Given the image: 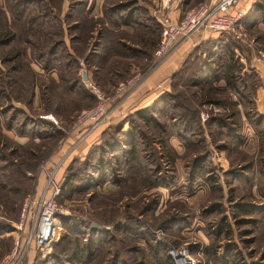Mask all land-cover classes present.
Masks as SVG:
<instances>
[{
    "label": "rangeland",
    "instance_id": "rangeland-1",
    "mask_svg": "<svg viewBox=\"0 0 264 264\" xmlns=\"http://www.w3.org/2000/svg\"><path fill=\"white\" fill-rule=\"evenodd\" d=\"M19 1H21V4H18ZM209 1L211 0H182L179 8L184 11L197 3ZM14 3L19 5L15 9L17 13L16 16H14L12 10ZM69 6L67 0H0V40H2L1 36L6 29L7 31L14 32L15 37L8 44L0 45V57L1 55L11 53L17 57L15 62L20 61L22 64L20 69L10 72L11 79L9 86L4 85L3 82L2 85H0L3 86L5 90V94L4 92L0 93V157L5 158V160H0V259L13 245L14 237L17 234L15 227L25 197L40 191L44 184L45 169L43 166L49 168L60 159L62 152H67L63 165L58 168L59 177L66 179V175L69 171L67 168L68 166L71 167L69 171V173H71L70 180L64 185V194L58 203L62 210L60 214L76 220H97L101 221L103 225H109L115 222L117 218H124V220L127 221V217L124 215L123 211L129 207V212L134 214L136 219L142 222L145 229H147V241L153 238L151 243L154 244L156 242L157 245H160L163 249L158 256L150 254V252L148 253V247L141 252H136V254L134 252H123V255L120 256L122 262L124 261V263L132 264L133 261L136 260L137 262L139 259H142V261L145 260L144 264H160L159 260L162 261L161 264H174L171 257L169 258L167 256L169 248L178 245H186L196 259L197 264H224L225 259L223 253H217L218 255H216L211 254V252L213 250L216 252V247L220 245L224 246V243L229 239L235 241V238L228 237L232 236L233 230H237L233 222L231 210L227 208L229 204L226 200L229 199V189H232L230 201H251L254 204H258L259 201L264 200V198L259 197L257 192L254 191L253 193L252 190L255 185H257V189L260 188L259 193H261L264 188V135L259 132L260 129H264V119L258 114L260 112L257 113L254 108L250 107L251 110L256 113L257 119L261 122L258 126L252 124L253 127L250 123H247L244 125L245 128L241 127L240 136L237 137V139L241 138V136H244V138L249 137L252 140V144L248 146H240L236 140L223 138V134L219 133V130L214 127L210 128V130L202 127L200 134L197 133L200 135L199 137L205 140L202 142L206 144L204 145L205 149H210L212 151V156L213 153L216 152L215 156L220 159V165L223 167L228 165V168L236 169L245 166V170H248L250 174L248 176V181L240 180V176L233 181L234 174H222L221 171H219V175L222 176L223 180H226V182L228 181V184H222L223 191L219 190V188L211 189L209 186L211 191L208 190L207 194L204 196L205 198L201 196L203 198H201L199 205L195 204L196 202L193 201L185 203L182 199H173L171 200V204L176 207L174 210L170 207L169 202H167L165 207H163V205L158 207L157 204L152 210L145 211L146 207H152V200L156 199L155 195H158V191L151 190L152 187L145 185V182L141 180L122 183L118 186L119 188L117 190L109 191L106 194L99 193V187H97L96 190H84L86 186L84 184V179H86L85 170L88 169L90 164L94 163L98 157V151L95 150V145L97 144L95 142H97V140H95L82 155L79 153L82 146L81 149H79L78 147L80 146H78L74 151L76 143L73 140L76 136L74 131L77 127L76 120L82 110L93 107L98 101L93 89L87 86L83 79V74L86 72L87 65L82 60L80 61L81 65L77 63H71L70 65L64 64L63 62L65 59L61 57L63 53L62 48L58 50L57 56L52 58L51 61L46 57L42 59V63L45 61L44 64L51 67L49 70H44L42 65L34 57L39 51L47 50L52 43L51 39H59L61 31L63 32L62 38L65 43L69 44L67 24L73 25L75 23V25H78V30H76V28L74 29L75 31H70V34H74L73 36L76 37L74 42L76 48L79 47L83 49V45L87 41L91 44L95 43L98 32L95 33L92 31L90 33L92 26L89 27L93 19L84 16L80 12L81 10L78 6L72 7L73 10H71V13L73 17L71 19L64 18L63 15L70 11ZM7 8L10 10L9 13L13 15L10 16L11 21L9 25L6 24L7 20L4 18V13H2L3 9L7 10ZM37 23H39V28L34 32L33 29L36 28ZM150 25L154 31L150 34V39L146 40L148 43L145 45H142L137 40L139 39L136 35L137 33L134 32V34H132L121 30L122 33L121 31L117 30L116 32L115 30V33L123 34L126 38L134 42L133 44H137L140 48L144 49V51L140 50L142 53H139L137 56L125 57L121 55L123 58H112V53L105 52L103 48L100 49L101 54L106 57L95 59L94 62H96V64H94V66L98 67L96 71L101 86L97 85L93 79L89 81L95 84L102 94L110 97L107 102V107L110 108L119 98L126 95L135 87L125 90V92H117L116 87L121 81L130 77L136 71L149 74L151 71L159 68V66L154 68L152 64L153 52L160 38L159 34L157 36L159 31L156 24L150 22ZM42 26L49 31V38L41 33L40 28H42ZM81 27L82 30H80ZM57 31H60L59 34ZM54 32H56V34ZM87 34L88 38L86 39ZM220 36H224L227 41L229 39V41L232 42L230 45L233 47V50L231 48L233 57H238L239 59L241 55L244 57L247 55L252 57L255 51L259 49L253 45V43L248 47L238 39L231 38L228 35H221V33L217 32L199 31L194 33L188 38L190 39V48L185 53L177 68L169 75L171 82L172 74H177L175 76L177 86L174 88V91L177 93L172 102L182 106L181 113L190 116L194 113L192 107L196 100L189 94V91L185 90H199V87L196 88L191 85V74L198 65V62L193 64L192 59L196 58L197 60L198 57L203 58V56H205L204 43ZM248 37L251 39L249 34ZM112 38L113 35L110 33L107 39ZM227 54L230 55V53ZM118 59L120 60L116 63ZM130 62L135 64L134 67L130 66ZM11 65L12 64H1L0 61V68L4 71ZM58 65L60 66V70L57 67ZM115 65H118L119 74L121 76L125 74L124 69L128 65L129 71L127 75L122 78L108 75L107 71L112 69ZM237 66L239 67L240 65ZM148 68H150V72L146 71ZM62 76L66 77L67 80H71L72 77L79 78L80 84L74 91L69 92L68 88H66L68 83L64 84V82L61 81ZM32 78H34V84L32 86L33 94L29 97L27 91L20 88V83L23 82L22 88L27 90V81H30ZM4 79L6 82V78ZM185 87L187 88L184 89ZM207 88L208 86L204 89ZM20 94L21 97L17 96ZM209 94L217 99H221L225 108H228L230 111L234 109V106L230 103L229 90H226L224 86L220 87L218 90L215 89V91ZM16 96L18 98H15ZM197 98H199V94ZM29 99L31 101L28 102ZM9 105H13V108H10L11 106ZM14 108L22 109L24 114L13 112L12 109ZM169 109L170 105H167L166 109L163 110L167 111L155 114L154 118L165 126L167 132H172L174 129L172 126L170 127V125H168L166 115H171L175 110ZM207 109L208 108H205L204 110L208 111ZM10 114L16 116L11 124L8 122ZM46 115H51L54 120L48 118ZM25 116L30 118L33 124L31 122H26L21 127V123ZM107 119L108 115L103 122L107 121ZM88 122V120L84 121L86 127H89ZM32 126L33 128H31ZM182 127L183 125L180 126V128ZM185 129L187 130V134H185L183 141L178 139L183 147L181 153L177 155L173 148L175 152L170 150L171 154L174 157L176 156L175 158L178 157V167L182 169L183 172L184 170L188 171L186 165L192 160L190 157L192 151L185 148L184 145L187 144V141L195 139L193 138L194 135L190 134L188 131L194 130L198 132L196 128L185 127ZM226 129L224 131H226ZM142 133L145 134L146 141H148V136L151 138L158 135L151 126L143 128ZM215 144H224L225 150L216 151L214 148ZM148 146L149 145H147L146 148H148ZM140 147L143 146L141 145ZM137 153L139 155L138 157H140L142 153L140 148ZM106 158L108 161L112 160L110 156H106ZM64 164L66 166H64ZM215 172L218 174L216 168ZM237 172H239V170ZM169 175L175 177V171H170ZM211 200L219 202L224 201L221 209L209 214L203 213L204 207L207 206V203ZM175 210H177L179 214L186 213L187 215H184L185 218L179 221L177 226L169 227L167 230L163 228L162 230L160 227L156 226L161 216L163 217L167 211L171 214L175 213ZM222 215L227 216L223 222V226L220 223V216ZM246 215L252 218L263 217L261 214L254 211ZM71 218L68 223L77 227L78 222L71 220ZM57 221L60 230L52 243L58 242L57 247H62L63 244L59 242H61L63 237H68V235H70L72 241L77 238L81 244L83 240L77 235L79 231L75 233V231L71 232L69 229L63 228L60 223V217H57ZM212 223H214L215 226L220 223L219 225L222 226L221 230H218V228L216 229V227L213 228V226H211ZM226 228H232V230L226 232ZM158 229L162 230L163 234L158 235L155 233ZM239 229H249L251 233L249 236L252 237L251 239H253V241L250 242V245L243 248L242 251L245 255L242 253L239 254L238 263L248 264L249 261H255V263L258 264H264V222L260 221L258 224L248 222L240 225ZM149 232L151 234H149ZM238 238L239 236L237 235L236 239L238 240ZM144 240H146V237L144 233H142L140 236L129 237L123 235L121 241L124 247H136L143 245L142 243ZM118 245L119 244H116V247H118ZM201 245H203L202 252L199 250ZM53 246L51 245L50 253L54 250ZM106 247H109L108 249L110 251L113 250V244L110 245L109 242H105L98 252V258L101 257L102 259L99 262L106 260L108 256L107 252L104 250ZM32 251L35 253L34 260L32 259L33 253H30ZM141 255L144 256L142 257ZM46 257H42L40 252L33 248L30 249L23 260L24 262L22 261L21 264H33L35 259H43ZM31 259L33 261H31Z\"/></svg>",
    "mask_w": 264,
    "mask_h": 264
},
{
    "label": "trees",
    "instance_id": "trees-1",
    "mask_svg": "<svg viewBox=\"0 0 264 264\" xmlns=\"http://www.w3.org/2000/svg\"><path fill=\"white\" fill-rule=\"evenodd\" d=\"M135 2V0H119V2L117 1L111 6H105L103 10V16L97 21L92 20V24H89V27L92 26L90 33L96 28L97 24H101V27L97 29L98 35L96 36V39L94 38L96 41L94 44L88 43L89 41H87L83 45L84 50L82 48H76L74 46L76 37L73 36L74 34H70V31H75L74 29L76 28V30H78V25H75L74 23L73 25L67 24L70 46H67L64 39L62 38L63 32L61 31V34H59L60 31H57V33L59 34V39H51L52 43L47 48V50L39 51V53L34 55V57L42 65V68L44 70H49V68L51 67L45 65V61L44 63H42V59L46 57L51 61L52 58H55L57 56L58 50L62 48L63 53L61 57L65 59V61L63 62L64 64L66 63L70 65L71 63H77L81 65L80 61L82 60L84 63H86L87 69L91 71V79H93L97 85L101 86L100 79L96 71L98 67L94 66V64H96V62H94L95 59L106 57L101 54V48H103V50H105V52L107 53H112V58H116L112 55H115L118 58H123L122 56L133 57L139 55V53H142L140 50L144 51V49L142 48H135L130 43L123 41L124 38H126L123 34L115 33L114 30L110 29L106 30V27H104L105 21L109 22L112 25L123 24L134 26L135 33H137L136 35L139 37V39L137 40L142 45L148 43L146 42V40L150 39V34H152L154 31L153 28H151L150 22L157 25L159 31V33H157V36L158 34L160 36L161 27L159 23L154 18L146 16L143 13L142 9L135 5ZM17 3H14L12 8L14 16L17 15L15 9L19 6L18 4H21V1H19L18 4ZM78 4L79 3H77V5ZM7 11L8 13L10 12L8 8ZM2 13L5 14V11L3 10ZM9 15L13 16L12 13H9ZM37 28H39V23H37L36 28H34L33 31L35 32ZM42 28H40L41 33L49 38V31L44 29V26H42ZM80 30H82V27L80 28ZM54 33L56 34V32ZM110 33L113 35V38L107 39ZM1 38L2 40H0V45L8 44L13 40V38H15L14 32L7 31L6 29ZM87 38L88 34L86 36V39ZM120 38H122L123 40L120 41ZM230 43L232 42H230L229 39L228 41L224 40V38H222L221 36L206 41L204 43L205 56H203V58L198 57L197 60L196 58L192 59V63L194 64L198 62V65L194 72L191 74V85L196 88L199 87L200 90H185L189 91V94L196 100L194 106L192 107V110L194 112L192 116L181 113L182 106L178 103L172 102V100L175 99L174 97L177 93L174 91V88H176L177 86V81H175V76L177 74L174 73L172 74V80L170 82L169 89L162 91V93L151 104L127 113L121 120L107 126L102 131V133L100 134L99 142L95 145V150L98 151V157L94 161V163L90 164L88 169L85 170L86 179H84V184L86 186L84 187V190H96L97 187L105 182L120 185L122 183H128V181L134 182L136 180L144 181L145 185H148L152 188L155 186L168 185L170 183V179L174 178L171 177L174 174L169 175V172L175 171L173 164L176 157H174L170 152V150L173 149L168 143V138L170 136H176L179 140L183 141L185 134H187V130L185 129V127L196 128L198 130V132L194 130L188 131L190 134L194 135L193 138L195 139L187 141V147L186 145H184L185 148H188L192 151L190 156L192 160L186 165V168L188 169L187 184L190 186L198 178L206 176V180L211 185V187L213 186L214 189L220 188V184L218 182L219 176L215 172V166L211 164V150L205 149L204 145L206 144L202 143L205 140L199 137V134L202 131V127L208 128L209 130L212 127L217 128L219 130V133L223 134L222 137L227 139L233 140L234 137L240 136L239 125L235 121L231 120L236 116V104L241 105L242 111L251 126L252 124L258 126V124L261 122L257 119L256 113H254L250 108H254L252 101V85L257 81V78L254 76L253 72L243 73L244 64L238 57H233V52H231V48L233 50V47L230 45ZM69 49L71 51H69ZM227 53H230V55H228ZM16 58V55H12L11 53L1 55V64L12 65L7 67L6 71L0 68V85H2L3 82L4 85L9 86L11 79L10 72H14L22 67L20 61L15 62ZM119 60L120 59H118L116 63H118ZM237 65L240 66L238 67ZM57 67L60 70V66L58 65ZM118 69V65L113 66L112 69L107 71L108 75L122 78L123 76L127 75L129 71L127 65V67L124 69L125 74L121 76ZM4 78H6V82L4 81ZM219 78H223L225 80V89L229 90L236 96V100L234 102L230 100V103H232V105L234 106V109L232 111H230L228 108H225L221 99H217L209 94L210 92L215 91V89H220V87L213 84ZM61 81L64 82V84L68 83L66 88H68L69 92L74 91V89L80 84L79 78L77 79L75 77H72L71 80H67L66 77L62 76ZM23 84V82L20 83V88L24 91H27L28 96L31 97L33 94L32 86L34 84V78H32L30 81H27V90L22 88ZM206 86H208V88L204 89ZM186 88L187 87H185L184 89ZM2 92H4L5 94L4 87L0 86V93ZM198 94L199 98H197ZM17 96L21 97V94ZM17 96L15 98H18ZM29 101L31 100L29 99L28 102ZM167 105H170V109L175 110L171 113V115H166L168 125H170V127L172 126L174 129L172 132H167L165 126L162 123L160 124V122H158L157 119L154 118L155 114L166 112L167 110H163L166 109ZM213 105L221 106L226 110L225 112L214 113L211 109ZM9 106H11L10 108H13V105ZM208 106H210V108L207 109L209 110L207 111V117L203 122H201L200 112ZM12 111L19 114H24V111L22 109L14 108L12 109ZM14 118H16L15 115H9V124L12 123ZM228 118H230V120ZM26 122H31L33 124V121L25 116L24 120L21 123V127ZM124 124H127V128L125 130H123ZM181 125H183L182 128H180ZM149 126L154 128L158 135L151 138H149L148 136V141H146V136L142 133V129L148 128ZM31 128H33V126ZM225 129L226 131H224ZM259 132L260 134L262 133V135H264V129H260ZM241 140L242 138H239L236 141L238 142ZM141 145L143 147H140ZM147 145H149L148 148H146ZM139 148L142 151L140 157H138L139 155L137 153ZM214 148L216 151H222L225 150V145L215 144ZM106 156H110L112 160L108 161ZM0 160H5V158L0 157ZM67 169H69L70 171L71 167L68 166ZM69 171L66 175V179L64 178L62 180L63 182L61 184V190L59 195L57 196L58 203L62 199V196L64 194V185L68 182V180H70L71 173H69ZM225 183L228 184V181H225ZM231 191L232 189H229V201L231 199ZM155 197L156 199L152 200V207H146L145 211L152 210L155 205H157L158 195L156 194ZM172 206L173 209H176L173 204L170 205V207ZM221 207V203H219L218 201H213L204 209L203 213L209 214L213 211H219ZM249 207L251 208H248L246 205H244V203H240V201L229 204V209L231 210L232 218L238 231L240 230V225L245 222V219L242 218V215L249 214L253 210V207L251 205ZM126 209L123 212L127 217V221H125L123 225L115 226L112 229L104 228L101 221H88L83 219L76 220L71 217H65L60 213L57 214V217H60L61 219L60 223L62 227L69 229V231L71 232L75 231V233H78L79 231V234L77 235L80 236L83 241L80 244L77 238L72 241L70 235H68V237L65 236L62 238L61 242H59L63 244L62 247H57L58 242L52 243L51 245H54L53 252L46 258L35 259L33 264H130L124 263V261L122 262L120 260V256L123 255L122 253L134 252L136 254V252H141L143 249L139 246L124 247L122 245V239L118 240L113 232L116 233L118 231H121L126 236H140V234L144 233V236L147 240L148 231L147 229H145L142 222L136 219V216L134 214L129 212L130 208ZM174 212L175 213L171 214L167 211V213H165L163 217L161 216L159 218L156 226L163 229H168L175 224L176 220L182 219L181 215H179L176 210ZM70 218L71 220L78 222V228L68 223L70 221ZM225 219V216H222L220 218V223L222 226ZM92 224H95L99 227H93ZM219 224L215 226V224L212 223L211 226H213V228L216 227L217 229L219 227H222ZM149 234L151 233L149 232ZM151 240H153V238H151ZM151 240L148 239V241H146L148 253L150 252V254H155L158 256L159 253L161 254L163 249L160 245H157L156 242L152 244ZM105 242H109L110 245L113 244V250L110 251L108 249L109 247H106L104 250L107 252L108 256L106 260L99 262L102 259L101 257L98 258V252ZM116 244H119L118 247H116ZM211 254L216 253L213 250ZM167 256L170 258L169 254ZM144 263V260L142 261V259H139L137 262L136 260L133 261L132 264ZM159 263L161 264L162 261L159 260Z\"/></svg>",
    "mask_w": 264,
    "mask_h": 264
},
{
    "label": "crops",
    "instance_id": "crops-1",
    "mask_svg": "<svg viewBox=\"0 0 264 264\" xmlns=\"http://www.w3.org/2000/svg\"><path fill=\"white\" fill-rule=\"evenodd\" d=\"M67 1L69 2V5H70L69 6L70 11L63 15L64 18L71 19L73 17L72 13H71V10H73L72 7L74 8L75 6H78L79 9L81 10L80 12L84 16H86L88 18H92L93 20H96V21L103 16V10H104L105 6L108 7V6L113 5L117 1L119 2V0H67ZM135 1H136L135 5L137 7H140L146 16L152 17L155 20H156V17H158V15H161L166 10V8H163L159 4V0H135ZM181 2H182V0H180L178 5H176L174 8H171L167 11L169 13V15L171 17H173L174 19H177L183 13V11L180 10V8H179ZM77 3H79V4L77 5ZM71 5H72V7H71ZM237 6L239 8H241L244 12V18L242 20L241 25H242L245 33H246V38L248 39V41H250V40L252 41V42L250 41L251 45L253 43V45H255L257 48L264 51V44H263V42H264V0H242V1H240V3ZM3 10L5 11L4 18L7 20L6 24L9 25V22L11 21L10 15H9L7 10H5V9H3ZM99 27H101V24H97V26L93 30V32L96 33L97 29ZM104 27H106V30L107 29L114 30V31L115 30L116 31L117 30H123V31H126L128 33H132V34H134V32H135V27L132 25H123V24L112 25L109 22L105 21ZM248 34L251 36V39L248 37ZM221 37L224 38V40H226L224 36H221ZM121 40H123V39L120 38V41ZM189 40L190 39L183 41L175 49V51L159 66V68L157 70L151 71L149 74H147L144 77V79L141 80V82H139V84L137 86H135L133 89H131L126 95L119 98L118 101L115 102L109 108L107 121L103 122L96 129H94L90 132H87L83 138H80V135H82L84 133V131L86 130V126H85L86 123L79 124L74 130L75 135H76L74 140H73L76 143V145L74 147V151L77 149L78 146H80V147H78L79 149H81V146H82V149L79 153H81V155L84 154L86 152V150L88 149V147L92 143L95 142V140H97V142H95V143L99 142L100 134L102 133V131L107 126L112 125V124L116 123L117 121L121 120L125 116L126 113H129V112H132L134 110L148 106L162 93V91L168 90L170 87L169 75L171 74V72L175 68H177L178 64L181 62L185 53L190 48V46H189L190 41ZM123 41L130 43L135 48H140L137 44H133L134 42H132L128 38H124ZM66 45L70 46V42H69V44H66ZM70 49H69V51H71ZM112 56L117 57L115 55H112ZM240 60L244 64L243 73L244 72H247V73L253 72L254 76L257 78V81L252 85V87H253L252 88V91H253L252 101H253V105H254V110L257 113L260 112L258 114H260L262 116V118L264 119V59L257 62V61H254L249 55H247L245 57L241 55ZM129 64L131 67H134V65H135V64H133V62H130ZM85 71H86L85 73L87 74V80H91V71L88 69H86ZM213 84L216 86H219V87H223V86H225L226 83H225V80L223 78H219ZM229 99L233 102L236 100V96L230 91H229ZM235 107H236V111H235L236 116L231 120L235 121L239 125V133H240L241 127L245 128L244 125H246L247 123L249 124V121L246 118V116L244 115L241 105L236 104ZM207 108H210V106H208ZM211 109L214 113L225 112V110H226L221 106H215V105H213L211 107ZM201 113L205 114V113H207V111L203 110L200 112V121L203 122V120L201 119ZM207 114H205L206 117H207ZM228 119L230 120V118H228ZM126 128H127V124H124L123 130H125ZM241 138H242V140L238 141L240 146L245 147V146L252 144L251 143L252 140L249 137L244 138V136H241ZM233 140L234 141L237 140V137H234ZM168 143L171 146V148H173L176 151L177 155L181 153V150L183 149V147H182V145H181V143L177 137L170 136L168 138ZM215 155H216V152H214L213 156H212V151H211L210 158L215 165L212 162H211V164H213L215 166L216 171L218 173L217 175L219 176V178H218L219 179L218 182L220 184L219 190L223 191V185L222 184L225 183V181H226V180H223L222 176L219 175V171H221L222 174H234L233 175V178H234L233 181H235V179H238L239 176H240V178H239L240 180L248 181V179H249L248 176L250 174L248 173L249 172L248 170H245V166L244 167L241 166L238 169L228 168L227 167L228 165L226 167H223L219 163L220 159H218V157H216ZM177 159H178V157L175 158V162H174L175 163L174 164L175 165L174 170H175L176 175L174 178L170 179V183L168 185H161L158 187L151 188V190H157L158 191V203H157L158 207L160 205H163V207H165V204L167 202H169V205H172L171 200H173V199H178V200L182 199V201H184L185 203H187L189 201H193V202H196L195 204L199 205L201 198H203L205 196V194H207L208 190L211 191L210 188L214 189L213 186L211 187V185L207 182L206 176L198 178L196 181H194V183L192 185L189 186L187 184L188 183V179H187L188 171L184 170V172H183L182 169H180L178 167V160ZM64 166H66V165L64 164ZM218 168H219V170H218ZM263 169H264V166H263ZM238 170H239V172H237ZM240 170H242V171H240ZM118 186L119 185H117V184L105 182L99 186L98 192L106 194L109 191L117 190L119 188ZM209 186H210V188H209ZM263 186H264V179H263ZM256 187H257V185H255L254 189L252 188L253 193L255 191L258 193L260 198L261 197L264 198V188L262 189V192L259 193L260 188L257 189ZM201 196H203V197H201ZM213 201H215V200L209 201L207 203V206ZM226 201L228 202V204L236 202V201H229V199H227ZM223 202L224 201L219 202V203H221L223 205ZM240 203H244V205H246L248 208H251V207H249L251 205L253 207L252 212L253 211L258 212V214H261V216H264V200L259 201L258 204H256V203L254 204L251 201L250 202L242 201ZM207 206H205L204 209ZM227 208H229V205ZM172 209H173V206H172ZM251 213H249V214H251ZM179 215H181L182 219L176 220V222L173 226H175V225L177 226L178 222L185 218L184 215H186V213L179 214ZM222 216H225L227 218L226 215H222ZM222 216H220V218ZM243 216H247V217H243ZM242 218L245 219L244 220L245 222H243L242 224H245L248 222L255 223V224H258L260 221L264 222V217L252 218V217H249V215L245 214V215H242ZM124 223H125L124 218H117V220L115 222H113L112 224L103 225V226L106 229H112L113 227L118 226V225H123ZM165 230H167V229H165ZM218 230H221V227H219ZM229 230H232V228H226L225 229L226 232H229ZM113 234L116 236V238L118 240L122 239V237L124 235L121 231H118L116 233L113 232ZM237 235L239 236L238 240L236 239ZM249 235H251V233L249 232V229H242V230L240 229V231H238V230L234 231L233 230L232 236H228V237L229 238H235L234 239L235 241H231L229 239V240H227V242L224 243V246L220 245V246L216 247L217 248L216 252H215L216 255L223 253L224 259H225L224 264H237L239 262V260L236 257H238V255L240 253L245 255V253L242 251L243 248L245 246L250 245V242L253 241V239H251L252 237ZM146 241L147 240H144L142 243L143 245H141L139 247L142 249H146L147 248V242ZM199 250L202 252L203 245L200 246ZM245 252H247V251H245ZM30 253H33L32 254V259H33L35 257L34 256L35 253L33 251ZM32 259H31V261L34 260V259L33 260ZM31 261H30V263H31ZM238 264H242V263H238ZM248 264H258V263H255V261H249Z\"/></svg>",
    "mask_w": 264,
    "mask_h": 264
},
{
    "label": "built area",
    "instance_id": "built-area-1",
    "mask_svg": "<svg viewBox=\"0 0 264 264\" xmlns=\"http://www.w3.org/2000/svg\"><path fill=\"white\" fill-rule=\"evenodd\" d=\"M242 0H211L200 2L185 9L181 16L174 19L167 12L174 8L180 0H159V4L166 10L156 17L161 27L160 38L153 52L152 64L154 68L160 66L164 60L185 40L199 31H211L228 35L238 39L248 47L251 42L246 38V33L241 25L244 12L237 5ZM254 61L264 59V51L257 49L251 57ZM150 72V68L146 69ZM84 75V74H83ZM147 74L136 71L130 77L121 81L117 87V92H125L136 86ZM90 86L96 97L97 103L90 108L84 109L79 114L76 125L89 121V127L80 138L87 132L96 129L102 124L109 113L107 102L110 97L105 96L98 90L97 86L89 80L84 81ZM54 120L51 115H46ZM202 120L206 115L201 113ZM67 152H62L60 159L49 168L45 169V180L40 191L33 195H27L22 203L19 219L16 223L13 245L10 250L0 259V264H21L30 249H37L42 257L48 256L51 243L59 233L60 226L57 221V214L62 210L57 201V196L61 190L63 178L59 177V166L63 165ZM158 235L163 231H155ZM174 264H197L190 249L186 245H178L168 250Z\"/></svg>",
    "mask_w": 264,
    "mask_h": 264
},
{
    "label": "water",
    "instance_id": "water-1",
    "mask_svg": "<svg viewBox=\"0 0 264 264\" xmlns=\"http://www.w3.org/2000/svg\"><path fill=\"white\" fill-rule=\"evenodd\" d=\"M83 79H84V80L87 79V74H86V73H84V75H83ZM92 226H93V227H97V228L99 227V226H97V225H95V224H92Z\"/></svg>",
    "mask_w": 264,
    "mask_h": 264
}]
</instances>
